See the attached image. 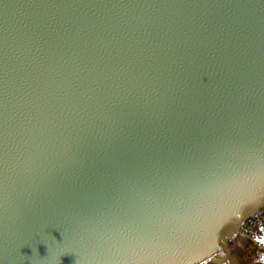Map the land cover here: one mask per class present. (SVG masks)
I'll use <instances>...</instances> for the list:
<instances>
[{
    "label": "water",
    "instance_id": "95a60500",
    "mask_svg": "<svg viewBox=\"0 0 264 264\" xmlns=\"http://www.w3.org/2000/svg\"><path fill=\"white\" fill-rule=\"evenodd\" d=\"M262 207L264 0L0 3V264H242Z\"/></svg>",
    "mask_w": 264,
    "mask_h": 264
},
{
    "label": "built area",
    "instance_id": "2783aa9c",
    "mask_svg": "<svg viewBox=\"0 0 264 264\" xmlns=\"http://www.w3.org/2000/svg\"><path fill=\"white\" fill-rule=\"evenodd\" d=\"M248 236L255 244L264 249V207L260 208L250 216H248L240 225L237 231V236L232 242L230 251L234 254L242 264L245 263L246 259L253 256H261L264 252L260 251L257 254L252 253L246 249L245 244L240 243L238 240L242 237ZM216 256H224V252L220 249L211 256L205 257L193 264H228L227 260H218ZM264 263V259H258Z\"/></svg>",
    "mask_w": 264,
    "mask_h": 264
},
{
    "label": "trees",
    "instance_id": "16d2710c",
    "mask_svg": "<svg viewBox=\"0 0 264 264\" xmlns=\"http://www.w3.org/2000/svg\"><path fill=\"white\" fill-rule=\"evenodd\" d=\"M233 242V241H232ZM232 242L229 244V246L231 247V245H232ZM249 246H252L251 244H245V247H246V249H248L247 247H249ZM258 259H260V257L259 256H253V257H251V258H248V259H246V261H245V263L244 264H250V263H252V262H254V261H257Z\"/></svg>",
    "mask_w": 264,
    "mask_h": 264
},
{
    "label": "flooded vegetation",
    "instance_id": "af4514ba",
    "mask_svg": "<svg viewBox=\"0 0 264 264\" xmlns=\"http://www.w3.org/2000/svg\"><path fill=\"white\" fill-rule=\"evenodd\" d=\"M246 244H248V243H246ZM247 248H248L249 251H251V252L254 253V254H257V253L260 252V251H259L258 249H256L254 246H249V247H247Z\"/></svg>",
    "mask_w": 264,
    "mask_h": 264
},
{
    "label": "rangeland",
    "instance_id": "374dc122",
    "mask_svg": "<svg viewBox=\"0 0 264 264\" xmlns=\"http://www.w3.org/2000/svg\"><path fill=\"white\" fill-rule=\"evenodd\" d=\"M260 257H261V259H264V254H263V255H261Z\"/></svg>",
    "mask_w": 264,
    "mask_h": 264
},
{
    "label": "snow or ice",
    "instance_id": "6c2138e0",
    "mask_svg": "<svg viewBox=\"0 0 264 264\" xmlns=\"http://www.w3.org/2000/svg\"><path fill=\"white\" fill-rule=\"evenodd\" d=\"M0 3H3V0H0Z\"/></svg>",
    "mask_w": 264,
    "mask_h": 264
}]
</instances>
